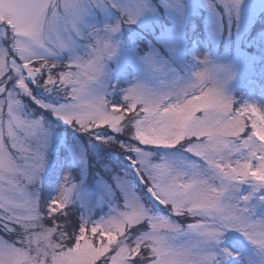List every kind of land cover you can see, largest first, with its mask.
I'll return each mask as SVG.
<instances>
[{
  "label": "snow or ice",
  "instance_id": "snow-or-ice-1",
  "mask_svg": "<svg viewBox=\"0 0 264 264\" xmlns=\"http://www.w3.org/2000/svg\"><path fill=\"white\" fill-rule=\"evenodd\" d=\"M240 2L224 0L225 11ZM106 4L118 8L121 19L88 30L84 15ZM147 6V0L123 6L0 0V232L15 237H0V264H226L235 255L219 247L228 232L264 249V217L255 216L253 205L254 197L264 203V111L254 104L234 110L222 87L205 91L207 69L196 72L194 82L136 83L112 99L105 72L117 51L112 36ZM209 7L215 11V3ZM64 52L70 57L61 63L56 57ZM148 63L155 75L163 73L162 64ZM58 65L67 70L53 76ZM37 89L63 102L48 103ZM24 98L94 141L118 147L152 206L121 178L116 187L123 205L114 204L100 220L71 222L66 210L73 208L76 186L68 176L54 198L42 200L51 130ZM157 206L167 215L154 211ZM56 212L64 223L46 227L57 221ZM188 218L193 222L185 223Z\"/></svg>",
  "mask_w": 264,
  "mask_h": 264
},
{
  "label": "rangeland",
  "instance_id": "rangeland-1",
  "mask_svg": "<svg viewBox=\"0 0 264 264\" xmlns=\"http://www.w3.org/2000/svg\"><path fill=\"white\" fill-rule=\"evenodd\" d=\"M115 3L123 6L127 0H115ZM211 3H215V11L209 7ZM223 3L224 0H147L148 6L143 14L132 24L122 23L120 30L112 36L117 51L105 67L107 82L112 85V99L118 100L122 90L136 83L159 88L161 84L171 82H194L196 72L207 69L210 73L211 69L206 66L221 67L227 70L220 74L221 82L227 81L222 90L233 100L234 110L245 104H254L264 111V0H241L231 11H225ZM120 19L118 8L106 4L102 8H90L83 22L89 26L88 30H103L105 25H115ZM79 51L81 54L87 51L84 43ZM69 57L70 53L64 52L56 59L63 63ZM153 59L163 65L162 74L153 73L148 63ZM205 59L206 64L203 63ZM38 66V62L33 65ZM66 70L58 65L52 75ZM210 87L212 84L206 82L205 91ZM36 95L48 103L63 102L45 94L42 89H37ZM24 102L34 116L47 115L27 98ZM6 111L5 107V120ZM46 119L51 138L39 184L42 200L54 198L66 176L76 186L72 207L79 210L80 218L100 220L112 214L114 204L122 207L123 195L116 187V178L126 180L141 198L137 186L144 188V185L138 183L136 176L132 178L113 166L106 151L110 147L108 144L96 142L50 115ZM9 150L16 151L10 145ZM154 151L160 154L165 150L158 148ZM248 191L245 186V194ZM253 205L255 216L264 217V203L254 197ZM157 207L153 210L167 215L165 209ZM44 210L46 212V205ZM55 215L58 217L62 213L56 212ZM189 222H193L192 219ZM56 223H46L45 226H55ZM0 237L12 240L3 232ZM219 247L235 254L226 259V264H264V249L240 233L228 232Z\"/></svg>",
  "mask_w": 264,
  "mask_h": 264
},
{
  "label": "trees",
  "instance_id": "trees-1",
  "mask_svg": "<svg viewBox=\"0 0 264 264\" xmlns=\"http://www.w3.org/2000/svg\"><path fill=\"white\" fill-rule=\"evenodd\" d=\"M58 125H60L62 127L64 126L62 123H59ZM106 151H107V154L109 156V159L111 160V162L113 163V166L115 168H117L119 171H124L129 176H131L132 178L135 177L134 172L132 171V168L130 166L129 159L125 156V154L123 152L120 151V149L118 147L110 146V147L106 148ZM137 190H138V193H140V196H141L142 200H144V202L146 204H148V206L151 207L152 205L150 203V199H149V196L147 194V191H146L145 187L142 188L140 186H137ZM156 208H158V207H156ZM67 212H69L70 215H71V222L72 223L78 222L80 220L79 210L78 209H76L74 207L73 208H69V209H67ZM191 219L192 218H188V220L185 221V222H189V220H191ZM56 222H58V223L61 222V224L64 223L62 215L57 217V221ZM69 231H71V229H69ZM6 236H7V234H6ZM9 238L14 239V237H9ZM66 244H68V246L71 245L68 242Z\"/></svg>",
  "mask_w": 264,
  "mask_h": 264
},
{
  "label": "clouds",
  "instance_id": "clouds-1",
  "mask_svg": "<svg viewBox=\"0 0 264 264\" xmlns=\"http://www.w3.org/2000/svg\"><path fill=\"white\" fill-rule=\"evenodd\" d=\"M206 67L211 69V71H210V83L212 84V86L223 88V84L226 83L227 81L225 80V81L221 82L220 74L226 73L227 70L224 68H221V67H208V66H206ZM227 78L230 79L231 77L228 76Z\"/></svg>",
  "mask_w": 264,
  "mask_h": 264
}]
</instances>
